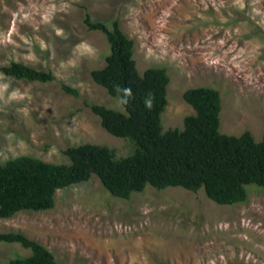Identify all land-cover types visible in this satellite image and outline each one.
<instances>
[{
  "label": "rangeland",
  "instance_id": "obj_1",
  "mask_svg": "<svg viewBox=\"0 0 264 264\" xmlns=\"http://www.w3.org/2000/svg\"><path fill=\"white\" fill-rule=\"evenodd\" d=\"M117 18L134 41L140 74L164 66L170 81L162 127L182 128L194 114L187 88L219 91V131L264 132V0H0V66L19 61L50 71V82L0 70V161L29 155L68 163L63 150L94 143L118 156L126 139L106 131L89 104L124 112L90 71L104 66L108 43L83 22ZM65 84L77 95L65 92ZM243 203L221 205L203 190L146 185L130 199L110 194L96 175L58 189L50 210L0 218V232H20L58 264H264V187L248 185ZM30 250L0 242V264Z\"/></svg>",
  "mask_w": 264,
  "mask_h": 264
},
{
  "label": "trees",
  "instance_id": "obj_2",
  "mask_svg": "<svg viewBox=\"0 0 264 264\" xmlns=\"http://www.w3.org/2000/svg\"><path fill=\"white\" fill-rule=\"evenodd\" d=\"M83 22L89 30L102 32L108 43L105 64L90 71L92 79L118 97L124 112L91 103L110 134L128 139L132 152L118 156L113 148L94 143L68 146L63 153L68 163H53L20 155L0 161V218L20 211L50 210L58 189L87 181L96 175L113 196L130 199L146 185L162 190L181 187L203 190L217 204L243 203L248 185L264 187V132L256 141L249 130L239 135L219 131L221 99L210 86L191 87L182 93L194 114L183 118L182 128L162 127L161 115L167 103L170 81L164 66H150L140 74L133 58L134 41L121 29L117 18ZM7 76L28 81L50 82V71L19 61L0 66ZM72 95L77 91L65 84ZM0 242H17L30 250L6 264H58L51 251L20 232H0Z\"/></svg>",
  "mask_w": 264,
  "mask_h": 264
}]
</instances>
